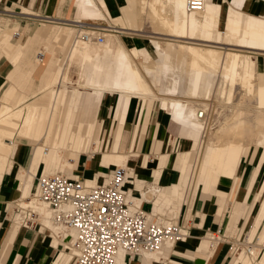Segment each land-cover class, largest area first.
<instances>
[{"label": "bare ground", "instance_id": "1", "mask_svg": "<svg viewBox=\"0 0 264 264\" xmlns=\"http://www.w3.org/2000/svg\"><path fill=\"white\" fill-rule=\"evenodd\" d=\"M247 1L231 0L237 9H231L225 30L220 31L219 2L213 4L205 0L202 10L189 11L187 0H135L138 8L135 27L142 32V37L149 38L139 45L127 37L123 38L116 29V25L133 24L129 15L123 16L119 12L113 0L102 3L87 1L83 19L100 27L105 41L86 43L80 38L77 26H73L67 53L52 76L44 78L38 91L26 92L19 98V92L14 91L0 111L1 177L12 171L13 159L26 149L28 152L26 166L19 174L23 197L17 205L21 214L19 212V218L13 220L11 236L7 235L10 241L15 239L22 225L26 226L23 220L28 217L32 220L33 214H36L41 230L53 232L54 245L66 240L67 245L53 264L61 258H64L63 264H72L78 251L75 248V231L56 224L52 210L38 199V192L34 194L33 189L39 170H42V176L63 173L77 179L73 171L83 162V155L92 159L100 153L101 166L125 168L128 201L135 206L141 205L142 200L132 195L134 189L128 188V185H135L141 190L140 180L130 164L132 158L140 156L137 150L139 138L134 137L127 151H120L119 139L112 151L101 152L102 143L96 136V130L105 96L114 97V110L124 105L125 124L133 101L139 99V116L145 110L148 99L157 97L154 88L164 94L163 113L186 124L189 132L185 139L188 146L184 150L180 180L174 185L173 192L167 194L165 189L161 190L154 184L147 186L149 190H146L155 198V210L150 216L162 215L167 209L170 213L181 212L189 188L194 194H216L219 197L217 214L220 216L226 211L230 194L220 188L222 183L233 180L239 184L242 175L245 179L247 152H251L253 160L261 156L262 160L264 158V72L258 71L259 60H262L258 56H264V18L241 11ZM147 20H150L152 30L173 37L201 39L207 43L153 39L144 34ZM3 42L8 44L7 39ZM213 42L219 45H211ZM147 47L153 50L155 56H164V59L160 63L156 59L148 62L145 56L141 59ZM51 48L52 45L48 44L47 50ZM69 84L76 86L69 87ZM213 100L223 101L230 108L220 111L217 127L210 130L199 119V113L208 112V101ZM94 144L96 150H93ZM260 172L261 169L257 174ZM93 174L84 182L89 187L99 185V178L104 175L102 172ZM153 174L157 179L160 176L157 170ZM194 178L196 183H193ZM141 193L143 197L149 196L145 191ZM241 204L237 203L233 212L232 227L239 219ZM244 217L247 222L253 219L248 240L254 239L256 234H259L260 240L235 256L231 264H259L257 258L264 246V183L250 212ZM175 244L168 242L162 253ZM125 254L130 256L122 251L114 264H126ZM141 256L148 258L149 264L160 263L159 254L142 252ZM170 262L175 263L174 260ZM261 263L264 264V256Z\"/></svg>", "mask_w": 264, "mask_h": 264}, {"label": "crops", "instance_id": "2", "mask_svg": "<svg viewBox=\"0 0 264 264\" xmlns=\"http://www.w3.org/2000/svg\"><path fill=\"white\" fill-rule=\"evenodd\" d=\"M87 1L0 0V82L3 80L0 83V111L3 103L11 98L14 91L19 92L18 98L26 92L38 91L44 78L52 76L56 71L61 58L55 57V52L62 51L61 57L66 55L72 27L77 26L66 22L82 23L80 20H84L83 13ZM96 1L102 3L111 0ZM113 1L123 16L129 15L130 23L133 24V26L116 25L121 36L123 34L141 36L142 32L135 27L138 19L135 0ZM209 2L213 4L219 2L221 8L218 29L225 30L231 9H237L235 4L231 0L226 2L209 0ZM240 10L246 14L264 18V0H248ZM147 25H150L151 28L150 20L146 21L145 26L147 27ZM144 34L153 39H178L196 44L207 43L201 39L169 36L156 30H152V32L145 30ZM4 39L8 40L7 45L3 42ZM130 40L136 45L145 41L139 37H131ZM48 44L52 45L49 51L47 50ZM210 44L219 45L215 42ZM41 52L44 53L42 60ZM144 54L141 55V59L145 56L148 62L156 59V62L160 63L164 59V56L153 55L148 47ZM258 57L264 59V56ZM154 91L157 97L148 99L145 110L139 116V99L133 101L125 124H123L124 105L116 107L114 110V97L112 95L105 96L100 110L101 120L96 130V136L101 139V152L112 151L119 139L120 151H127L131 148L132 140L137 136L139 138L137 150L140 152V156L137 157L138 159L132 158L130 164L136 177L140 180L141 189H148L147 186L152 183L161 190L165 189L167 194H171L174 185L180 180L184 150L188 146L185 139L188 137L189 127L167 113H163L162 97L164 94L155 88ZM98 154L94 163L96 164L94 165L95 173H113L117 167L113 165L101 166L100 153ZM13 160L12 171L4 173L2 177L0 175V264L4 262H6L5 264H53L58 258L61 246L60 244L54 245L53 232L51 233L48 229L41 230V225L37 222L39 220L35 221L32 226L29 223L28 225L24 224L26 226L22 225L14 240L10 241V237H8L11 236L13 220L17 215V212L11 214V205L23 197L19 174L21 168L26 166L28 161L27 149ZM244 165L246 167L245 178L248 177L243 186L240 183L234 185L232 181L224 182L220 186L222 190L232 194L231 211L223 213L222 216L217 214L219 197L216 194L203 192L194 194L190 188L188 189L184 203L190 202L188 200L190 193L192 198H197L193 203V213H196V217L198 216L195 222L196 228L191 231V237L188 240L176 243L173 248L167 247L163 253L168 261L165 262L166 264H231L232 260L227 247L220 246L212 251L209 245L210 238L204 236L209 230L230 227L235 203H242L238 218L250 212L255 197L259 195V188L264 183V158L262 160L261 156L253 160L251 152H247ZM145 166L146 168H143ZM260 169L261 172L257 174ZM155 170L160 173L158 179L154 178ZM249 173L253 175H249ZM38 174L41 176L37 177L36 181L42 177V170H39ZM257 177L259 183L255 192ZM33 191L34 194H37V182L34 184ZM154 202L155 198L152 196L151 200L143 202L142 207L153 213ZM248 202L252 203L249 205ZM65 242L62 241V244ZM128 258H126V264H149L148 258L142 256L131 257L129 260ZM171 260H174L175 263L170 262Z\"/></svg>", "mask_w": 264, "mask_h": 264}, {"label": "built area", "instance_id": "3", "mask_svg": "<svg viewBox=\"0 0 264 264\" xmlns=\"http://www.w3.org/2000/svg\"><path fill=\"white\" fill-rule=\"evenodd\" d=\"M204 3L187 0V9L200 11ZM87 23L76 22L80 38L86 43H103L100 27ZM40 57L42 60L43 55ZM199 119L209 126L207 111H200ZM84 182L80 177L72 179L62 174L42 176L37 181L38 199L52 210L55 223L76 233L75 264H114L122 251L131 257L142 252L159 254L160 264H166L162 253L165 245L189 237L182 227L155 221L141 205L128 201L125 168L118 167L97 186L89 187ZM220 234L218 230L211 241H221Z\"/></svg>", "mask_w": 264, "mask_h": 264}, {"label": "rangeland", "instance_id": "4", "mask_svg": "<svg viewBox=\"0 0 264 264\" xmlns=\"http://www.w3.org/2000/svg\"><path fill=\"white\" fill-rule=\"evenodd\" d=\"M222 2H226L227 0H221ZM80 21H83V22H85V20H80ZM88 22V21H87ZM66 23H69V24H73V25H75L76 24V22H66ZM147 32H152V29L150 28V25H147V27H146V29H145ZM125 32H128L127 30H125ZM18 37V36H17ZM122 37L124 38V37H127V38H129V39H131V37H139V38H143V39H145V40H148L149 38H146V37H142V36H138V35H127V34H124V35H122ZM15 38H16V36H15ZM225 47H227V48H230V46H225ZM66 51H67V48H66ZM151 53L154 55V53H153V50L151 49ZM63 55V53H62V51H56L55 52V57H57V58H62L61 56ZM46 61H47V59H46ZM258 70L260 71V72H264V60L262 59L261 60V62H260V65H259V68H258ZM3 81V80H2ZM1 81V82H2ZM0 82V83H1ZM69 87H73V86H76V85H73V84H69L68 85ZM209 103H210V110L208 109V114H210V115H208V118H209V127H210V130H212V129H214V128H216L217 127V121H218V116H220L219 114H220V111H223L224 109L225 110H228V108H230V106L229 105H226L225 104V102L224 103H222V102H219L218 100H213V101H208ZM218 103H221V104H218ZM213 104V105H212ZM214 105L216 106L215 108H214ZM219 105V106H218ZM222 105V106H221ZM218 107V108H217ZM215 109V110H214ZM216 110H217V112H216ZM216 112V113H215ZM212 113V114H211ZM218 115V116H217ZM213 125V126H212ZM212 126V127H211ZM93 150H96V145L94 144L93 145ZM82 158H83V162H80L79 164H78V166H77V168L73 171L74 172V174L75 175H77L78 177H80L82 180H85L86 178H88V176L90 175V174H95V171H94V163H95V160H97V158H98V154H95L94 156H93V158L92 159H88V157L86 156V155H83L82 156ZM135 158H137V157H135ZM134 158V159H135ZM88 159V160H87ZM118 168V167H117ZM244 171V170H243ZM195 172L196 171H194V174H195ZM62 175H63V173H61ZM93 174V175H94ZM112 173H106V174H104V175H102L101 176V178H99L100 180H101V182H100V184H102V183H104L106 180H108L107 178H109L110 177V175H111ZM241 175H242V172H241ZM249 175H253V174H251V173H249ZM41 176V175H40ZM39 176V177H40ZM105 177V178H104ZM248 177V176H247ZM247 177L244 179V177H243V175H242V180H240V184H242V186L244 185V182H245V180L247 179ZM37 182V181H36ZM195 182V178H194V181H193V183ZM232 182H234L233 180H232ZM196 183V182H195ZM258 183H259V178L257 177V179H256V183H255V192L257 191V185H258ZM234 184H236L235 182H234ZM150 185H152V183L150 184ZM129 187H132L134 190H133V193H132V195L134 196V197H136V198H139V199H141L142 200V203H141V207H142V204H143V202H146V200H151V198L150 197H152V196H150V193H148V191L147 190H149V188L146 190V188H143V190L141 189H137L136 187H135V185H128V188ZM148 187H150L149 185H148ZM131 189V188H130ZM141 191H145V192H147L148 194L147 195H149V196H144L143 197V194L141 193ZM34 192V191H33ZM201 193V192H200ZM199 193V194H200ZM147 197V198H146ZM149 197V198H148ZM230 198H231V195H230ZM230 198H228V200H227V206H226V211H224V213L226 214V213H228L229 211H231V208H230V203H231V200H232V198L230 199ZM144 199V200H143ZM195 199H197V198H192V195H191V193H190V195H189V197H188V200L190 201V202H188V204L187 203H184V206H183V208H182V210H181V212L178 214V215H176V212L174 213H170L169 212V210L167 209V210H165L166 212H164V213H162V215L161 214H159V215H157V216H153L152 217V219H154L155 221H160V222H162L163 224H172V225H175V226H179V227H182L184 230H186L187 231V233H188V235H189V237L187 238V240L191 237V231L193 230V229H195L196 228V224H195V222H196V220L198 219V216L196 217V213H193V203H194V201H195ZM229 199H230V202H229ZM253 200H254V197H253ZM252 200V201H253ZM252 202H248V204L250 205ZM13 206H11V208L12 209H10V211H11V214L13 215L14 213H16L17 212V215L15 216V218H14V220L15 219H18L19 217H18V214H19V212H20V214H21V211H20V207H19V205H17V202L16 203H14V204H12ZM237 207V203H235L234 204V207H233V209H232V215H233V212H235V208ZM240 208H241V206L238 208V212L240 211ZM142 209L143 210H145L143 207H142ZM147 213H149V214H151L152 213V211L151 212H148L147 210H145ZM167 213H169L170 214V216H168L169 214H167ZM166 214V215H165ZM173 214V215H172ZM163 216V217H162ZM220 216H222V215H220ZM37 216H36V214H33V217H32V220H31V218L30 217H28V218H26V219H24L23 221H25V223H27V225H28V223L32 226V224H34V222L35 221H37L38 220V217L36 218ZM243 217V218H242ZM175 218V219H174ZM37 219V220H36ZM246 218L244 217V216H241L240 218H239V220L238 221H236V223H234V226L232 227L231 225H230V227H228V228H226V227H218L217 229H214V230H209V231H207L206 233H205V236L204 237H209L210 238V248H211V250L212 251H214V250H216L218 247H220V246H224V247H227V249H228V253L230 254V258H231V260L235 257V256H237L239 253H242L244 250H248V249H250V247L253 245V244H258V242H259V240H260V236H259V234H256V236L254 237V239H252L251 241H249L248 239H249V232H250V230H251V227H252V224H253V219L252 220H250V221H246L245 220ZM27 221V222H26ZM170 221V222H169ZM172 221V222H171ZM39 222V221H38ZM189 227V228H188ZM234 227L237 229H234ZM188 229V230H187ZM218 229L219 230H221V234H220V236H221V241H218V243H216V242H213V241H211L212 240V238L214 237V235L215 234H217V232H218ZM236 231V234L234 233L235 231ZM233 230V231H232ZM226 232V233H225ZM227 232H228V234H227ZM229 232H230V234H229ZM68 233V232H67ZM190 233V234H189ZM233 233H234V235H233ZM231 234H232V236H231ZM225 235L227 236V237H225ZM229 239H231V241L229 240ZM226 240V241H225ZM66 241V240H65ZM231 242V243H230ZM237 242V243H236ZM179 243V242H178ZM60 244V243H59ZM62 244V243H61ZM60 244V251L61 250H63V248H64V246H66L67 245V243H65V244H62L61 245ZM234 244H236V245H234ZM241 244V245H240ZM215 245V246H214ZM244 245V246H243ZM57 246V245H56ZM237 247V248H236ZM75 248H77V246L75 245ZM234 248H236V250H235V253H232V252H234ZM78 252V251H77ZM77 252H76V255H75V257H74V261L72 262V264H75V261H76V256H77ZM126 255V254H125ZM263 256H264V246L263 247H261L260 248V254H259V256H258V258H257V262L259 263V264H262L261 262H262V258H263ZM128 256L126 255V258H127ZM131 258V256H129V258H128V260ZM63 260H64V258L62 259L61 258V260L59 261V262H57V264H63ZM256 262V263H257ZM158 264H160V263H158Z\"/></svg>", "mask_w": 264, "mask_h": 264}]
</instances>
